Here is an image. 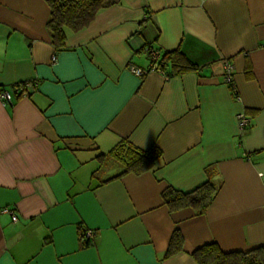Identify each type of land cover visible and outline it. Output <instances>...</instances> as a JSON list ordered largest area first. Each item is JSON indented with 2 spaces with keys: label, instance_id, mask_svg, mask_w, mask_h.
Returning a JSON list of instances; mask_svg holds the SVG:
<instances>
[{
  "label": "crops",
  "instance_id": "0c3cea01",
  "mask_svg": "<svg viewBox=\"0 0 264 264\" xmlns=\"http://www.w3.org/2000/svg\"><path fill=\"white\" fill-rule=\"evenodd\" d=\"M48 18L47 0H0V87L37 82L0 101V264H197L206 244L264 247V0H121L58 53ZM149 48L197 69L138 79L127 65L146 69ZM120 141L158 149L157 167L115 178L105 155ZM208 181L204 215L163 204ZM175 229L183 250L165 258Z\"/></svg>",
  "mask_w": 264,
  "mask_h": 264
},
{
  "label": "trees",
  "instance_id": "16d2710c",
  "mask_svg": "<svg viewBox=\"0 0 264 264\" xmlns=\"http://www.w3.org/2000/svg\"><path fill=\"white\" fill-rule=\"evenodd\" d=\"M121 0H47L49 18L46 28L55 52L66 49L68 33H78L87 28L97 14L117 5ZM148 50H151L149 48ZM159 52L157 65L165 70L169 77L196 70L197 67L179 51ZM105 156L113 157L123 167L115 178L125 174L140 175L154 170L161 158L158 149L152 147L139 150L125 141H120ZM217 187L206 182L189 193H181L171 188L165 189L161 198L169 212L192 209L197 216L204 215L216 194ZM87 244H83L86 246ZM183 250V239L177 229L172 233L165 258H170ZM197 264H264V247H257L246 253H224L214 244H206L191 253Z\"/></svg>",
  "mask_w": 264,
  "mask_h": 264
},
{
  "label": "built area",
  "instance_id": "2783aa9c",
  "mask_svg": "<svg viewBox=\"0 0 264 264\" xmlns=\"http://www.w3.org/2000/svg\"><path fill=\"white\" fill-rule=\"evenodd\" d=\"M149 54V66L146 69H141L135 65L129 64L127 65V70L130 74H132L134 77L138 79H142L145 75L151 72H155L160 74L161 76L165 78H169V75L167 72L161 68L158 67L157 62L159 59V52L156 50H147ZM55 56L52 58V61H55ZM232 74H233V67L228 63L225 62L224 64V81L226 84H231L232 82ZM37 82L31 81V82H21V83H15L14 85H11L10 87H0V101L3 104H10L13 102L14 99H22L27 98L31 91L36 89ZM237 123L239 130H245L251 123V120L246 117L244 114H240L237 116ZM3 213H11L9 210L4 209L2 211ZM12 222H16L17 218L13 214H11ZM83 236L88 241H91L94 237L93 231H85L83 232Z\"/></svg>",
  "mask_w": 264,
  "mask_h": 264
},
{
  "label": "rangeland",
  "instance_id": "374dc122",
  "mask_svg": "<svg viewBox=\"0 0 264 264\" xmlns=\"http://www.w3.org/2000/svg\"><path fill=\"white\" fill-rule=\"evenodd\" d=\"M116 168H118V166H116Z\"/></svg>",
  "mask_w": 264,
  "mask_h": 264
}]
</instances>
